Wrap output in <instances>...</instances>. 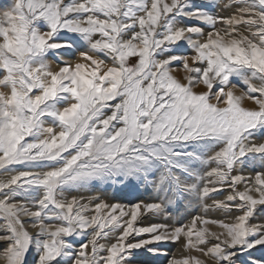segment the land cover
<instances>
[{
  "label": "snow or ice",
  "instance_id": "snow-or-ice-1",
  "mask_svg": "<svg viewBox=\"0 0 264 264\" xmlns=\"http://www.w3.org/2000/svg\"><path fill=\"white\" fill-rule=\"evenodd\" d=\"M220 6L0 7L3 264H264V0Z\"/></svg>",
  "mask_w": 264,
  "mask_h": 264
},
{
  "label": "rangeland",
  "instance_id": "rangeland-1",
  "mask_svg": "<svg viewBox=\"0 0 264 264\" xmlns=\"http://www.w3.org/2000/svg\"><path fill=\"white\" fill-rule=\"evenodd\" d=\"M197 3H200L202 2V0H196ZM226 0H220V7H216V8H211V10L213 11H216V12H219L220 14H227L226 10L223 9L222 7V4L225 3ZM9 3V0H0V7H3L5 5H7ZM83 50V49H81ZM50 61H51V57L49 58ZM178 76L182 77L183 73H177ZM235 82V81H234ZM258 83V82H257ZM197 90H203V86H201L200 88H198ZM246 88L245 86L240 83L238 85V88L236 89V93L239 94L241 91H245ZM244 104L245 106H248V107H255L254 104H252L250 101H247L245 100L244 101ZM3 177V174L0 173V178ZM111 192V190H109ZM106 199H109V202H114L113 199L111 198V196H108V197H105ZM135 196H128V197H123V196H117L115 198V200H119V202L121 203H129V202H134L135 201ZM140 199H147L148 197L146 195H140L139 196ZM222 198V197H221ZM199 210H194L193 208H189L187 210V214L183 213L182 212V215L184 216V222L186 223L191 216L193 215H196L197 212ZM210 215L212 216H215V217H220V213L218 211H213L211 213H209ZM171 223L170 221H165L163 220L162 218H155V217H152V216H146L144 218V221L143 223L144 224H149V223ZM102 243H105L106 241H101ZM108 243H110V241H108ZM2 247L3 246H0V251H2ZM165 247L168 249L169 253L170 254H175L177 256V258H179V256L181 255V248H180V244L176 243V244H167L165 245ZM255 256L259 257L261 255H264V250H261V249H257L254 253ZM28 264H35V259H36V254H35V251L33 250L29 255H28ZM141 259H150L151 261V264H167V261L165 258L163 257H156V258H146V257H143L141 256ZM0 264H3L2 261H0Z\"/></svg>",
  "mask_w": 264,
  "mask_h": 264
}]
</instances>
